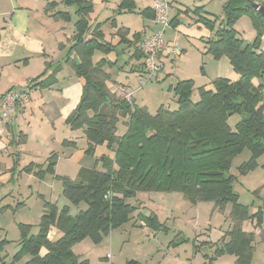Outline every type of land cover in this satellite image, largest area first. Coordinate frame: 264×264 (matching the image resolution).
Wrapping results in <instances>:
<instances>
[{
  "label": "trees",
  "instance_id": "obj_1",
  "mask_svg": "<svg viewBox=\"0 0 264 264\" xmlns=\"http://www.w3.org/2000/svg\"><path fill=\"white\" fill-rule=\"evenodd\" d=\"M65 3L74 4L78 15L71 49L79 61L72 60L70 65L82 80L79 102L65 122L70 129L82 131L87 141L86 154H94L101 146L106 150L95 157L92 167H82L76 179L61 178L62 196L77 206L79 212L71 216L68 207L58 209L55 203L45 201L46 212L35 234L30 232L32 225H18L20 249L9 263H5L1 254L8 241L0 240V264H18L25 255L29 256L26 264H89L87 259H79L72 246L83 239L98 243L110 230L129 221L135 207L126 199L141 191L179 192L194 204L211 202L222 213L230 204L227 217L232 225L223 233L215 253L233 255L234 264H250L254 234L241 226L251 216L247 206L238 201L235 176L227 173L232 158L244 149L250 152L249 164L264 155V92L262 83H254L264 76V50L257 43L258 38L245 43L234 28L242 14H250L256 24L264 25V16L253 6L254 0H226L224 20L217 29L213 28L215 20L199 15L201 8L185 10L187 14H197V22L214 31V36L205 40V53L214 59L227 57L239 77L234 81L217 77L211 86H199L197 101L191 99L193 81L178 80L172 87L177 108L171 110L161 105L154 114L109 89L110 74L104 67L114 66L115 61L102 58L93 62L95 50L106 54L116 51V45L103 39L99 24L90 29L86 16L92 0H65ZM130 4L129 0H123L120 6ZM147 11L146 8L141 12ZM54 16L69 19L68 13L57 12ZM140 39V33H134L133 39L128 40L129 46L134 47L131 56L138 60L142 57L137 48ZM124 40L127 41L122 36L121 41ZM29 85L32 88L37 84ZM38 85L47 84L41 80ZM234 114L239 118L230 124L229 118ZM120 117L126 127L122 134L117 133ZM62 143L75 146L74 141ZM55 156L51 153L46 165L30 162L22 170L42 179L54 172ZM9 207L10 204L2 205L0 211ZM252 215L260 226L261 209ZM141 218L151 227L160 226L153 215ZM51 228L61 235L50 239ZM42 248L46 249L44 255H40ZM135 263L129 260L124 264Z\"/></svg>",
  "mask_w": 264,
  "mask_h": 264
},
{
  "label": "rangeland",
  "instance_id": "obj_2",
  "mask_svg": "<svg viewBox=\"0 0 264 264\" xmlns=\"http://www.w3.org/2000/svg\"><path fill=\"white\" fill-rule=\"evenodd\" d=\"M225 1H209L212 9L215 10L214 15H211L212 19L215 20L214 29L222 26L224 20L223 3ZM122 2L123 0H92V8L86 18L92 25L99 24L101 26L100 30L104 33L103 39L116 45L115 48L118 53L119 51L122 52L123 49L130 48L132 55L133 48L129 46L128 40L133 39V35L136 33L134 30L143 29V27L147 31L151 30L152 32L155 30V25L149 20L148 14L143 15V13L138 12L145 5L150 4L151 0H129L131 2L129 6H120ZM254 3L259 4V0H254ZM66 4L64 0L63 5ZM70 11H72L74 20L77 19L78 15L74 12V7ZM189 11L191 10L189 9ZM116 21L122 22L126 26L122 27V24H119V26L117 24L113 25V22ZM144 23L148 24L149 27L143 26ZM234 28L238 33L237 35L245 43H253L258 38L259 41L257 43L264 50V25L261 23L256 24L252 15H240L234 24ZM122 36L127 41H121ZM163 36L168 39L170 44L178 45L181 50L175 57L164 59L163 71L158 74L157 78L153 77L151 80H145L143 74L139 75L138 72L131 71L132 65H139L140 61L133 56H128L130 53L127 55V51H123L124 55L121 56L116 55L115 51L106 54L103 52L106 60L113 61L118 59L117 63L119 65L117 68L112 66V68L115 67V70L112 73V77L108 80L109 89L118 95V85L129 86L133 93L130 100L137 106L146 107L151 114L156 113L161 105L171 110L177 108L175 95L172 90V86L176 81L191 79L194 85L191 99L192 101H197L199 98L197 88L199 86H211V82L215 78L225 77L218 75L216 60L210 53H205L204 44L200 39L185 36L176 29L172 30L171 27L164 31ZM100 53L102 52L95 50L92 58L94 57L93 59L95 60L101 58ZM65 70L71 71L66 66L64 67ZM141 78L143 80L142 83L139 81ZM258 80L262 83L264 92V76ZM32 90L31 88L29 93L32 99H35L37 95L40 96L39 91ZM32 101L30 99L31 108L33 107ZM28 109L29 106L27 107ZM35 109L39 110L37 106ZM43 112L48 117L49 113L46 110ZM50 113H54V111L51 109ZM32 116L37 117V111ZM38 116L40 118L44 117L40 113H38ZM60 116L61 114L54 113L50 117L55 118L54 124L52 126L43 125L38 134L36 132L40 126H35V131L32 129L33 133L29 131V127L34 126L35 123L33 122L32 125L26 126V131L29 132V138L26 143L8 146L9 152L14 155H11V158L8 152L5 157L9 160L10 165L15 161L16 163L19 161V168H23L22 166H26L29 162L46 165L51 153H55L57 159L54 165V172L45 174L42 178L44 180L37 179L34 174V176L31 174L32 178L29 177L22 169L21 174H17L19 176L14 180L10 177L9 189L3 190V192H8L9 196L5 197V199L3 198L4 200L2 199L3 192L0 185V206L11 205L5 211H0V240L6 239L8 241L1 253L5 263L11 262L12 257L20 249V245H17L20 238L18 225L21 223L30 224L32 225V231L30 230V232H37L40 218L46 212L44 202L55 203L59 196H62L61 178L76 179L82 167H92L95 157L106 150L104 146H101L96 148L94 154H86L84 150L87 147V141L82 136V131L74 130L73 136L81 137H73L69 126ZM26 117L28 118V116ZM238 118L237 114L232 115L229 118V123L234 124ZM124 126L123 118H118L117 133L121 134ZM6 128H9V125ZM4 129L5 126H3V133L5 132ZM8 130L11 133V129L9 128ZM38 136L46 137L39 139ZM74 138L75 146H66L61 143L63 140H74ZM17 152L20 154L19 158L16 157ZM250 157L248 149L236 154L231 160L227 174L235 176L234 188L238 193V201L247 206L248 213L251 216L242 221V227L244 231L256 234L254 235L256 252L252 264H264L263 239L258 233H254L255 227H259L264 231V155L255 159V162L251 164H249L251 161ZM1 161L2 159H0ZM97 167H100V165L97 164ZM172 193L178 199L174 205L173 217L165 219V217H162V213H158L159 220L164 223L166 228L153 230L148 227L150 234L149 243L136 245L132 240L129 242L126 240L127 237H130L129 233H127L131 227L132 221L130 220L119 229H115L100 244L88 242L92 248L89 249L85 258H88L91 264H124L131 259L136 260L137 264H203L204 260L207 262L214 255V250L217 246L215 241L224 232L219 229V225H223L222 229L230 225V221L227 219L230 204L226 205L227 210L225 213L215 207L216 210L211 214L208 206L212 205L211 202L193 204L185 199L182 194L178 192ZM41 194H44L45 197ZM158 195H163V198L167 199L171 192H138L133 201L136 200L134 204L139 208L141 203L137 202V200L142 201L145 199L144 197L151 198ZM80 204L83 206L82 208L86 207L85 203L82 202ZM259 208L263 213V221L260 226L256 224L255 219H252V214L257 213ZM147 247L149 249L153 248L152 254L148 253ZM106 254H110L111 257L99 259V256L104 255L105 257ZM230 257L233 260L235 259L233 255L225 254L219 258V264H231L229 262ZM28 259V255L22 256L17 263L26 264Z\"/></svg>",
  "mask_w": 264,
  "mask_h": 264
},
{
  "label": "crops",
  "instance_id": "obj_3",
  "mask_svg": "<svg viewBox=\"0 0 264 264\" xmlns=\"http://www.w3.org/2000/svg\"><path fill=\"white\" fill-rule=\"evenodd\" d=\"M169 1H170L169 18L171 21L169 27H171L172 30L176 29L178 32L183 33L185 36L200 39L204 44V48H205L206 46L205 40L214 36V31L209 30L201 22H197L196 19L199 17L197 14L195 13L187 14L185 13V10H189V9L192 10L199 7L202 9L199 15L211 19L212 18L211 15H214L215 10H213L211 5L209 4L210 0H169ZM63 2L64 0H0V95L7 91H15L17 89H20L24 87L28 81H31V85L37 84L34 87H32L33 89L32 91L35 90L40 92V96L37 95L35 99H32L30 97V99L33 100L32 108L30 102L29 103L30 105H28L29 106L28 110L26 109V111L24 112L17 111L14 114V116L11 118L9 128L11 129L12 137H11V133H9L8 130L9 128L6 127L4 129L5 132L4 133L2 132L0 135V159H2V161L0 162V175H3L0 177V185L2 188V192L3 190L9 189L8 188V186H10L9 178L12 177L14 180L22 172L21 171L22 168H19L20 167L19 161L17 163L15 161L12 163V165H10L9 160L5 157L6 154L9 152L8 146H12V145L17 146V145L25 144L29 138L28 136L29 132L26 131V126L32 125L33 122L35 123V125L30 126L29 131L33 133V130L35 131V126L36 127L40 126L36 132V134H38L43 125L52 126L54 124L55 118H50L54 115V113L61 114L60 117L65 121L66 117L76 107L81 96L82 80L75 73L73 67L70 65V62L72 60L76 62L79 61V58L75 50L71 49V46L74 42L73 41V35L75 30L74 24L77 21L78 17L77 19L74 20L72 11L70 10L74 7V12H75L76 6L74 4L63 5ZM151 6H152V1L150 4L145 5V7L140 9L138 12L142 14L141 11L147 8L148 11L145 14H148L147 16L150 17L149 20L152 23V18L150 16L151 13L150 11H152ZM172 9H173V13L171 14ZM57 12L69 13V19L66 20L63 17L54 16V14ZM89 24L91 25L90 29H92L94 25H92L91 23ZM116 24L117 26H119V24L121 25L122 22H118V21L113 22V25ZM121 26L124 27L126 26V24L125 25L122 24ZM143 26L149 27V25L145 23L143 24ZM127 27L128 29H130L129 26ZM134 32L140 33V37L142 38L144 36L149 35L151 33V30L147 31L143 27V29L134 30ZM165 40L166 42L169 43L168 39ZM132 48L134 50L133 46ZM123 51L124 52L127 51V55L130 53L128 56H131L130 48L123 49L122 52ZM122 52L119 51L118 53V51H115L116 55L118 54L119 56L124 55V52L123 53ZM100 54H101L100 56L101 58L95 60L93 59L94 58L93 57L92 58L93 62H97L102 58H106V56H104L103 53ZM168 58H172V57H163L161 59L163 65H165L164 59H168ZM67 59L68 61H66ZM117 60L118 59L113 60L115 61L114 66H116V68L119 66ZM214 60H216V63L215 62L214 63L216 64L218 75L225 76L233 81L238 79L239 75L233 70L227 57L223 56L219 59H214ZM139 61H140L139 65L133 64L130 69L131 71L138 72L139 75L140 74L144 75V68L141 65L142 57L140 58ZM65 66L69 67L71 71L70 70H68L69 72L66 70L64 71ZM112 66L113 65L104 67L105 71L110 74V78L112 77V73L115 70L114 69L115 67L112 68ZM162 71L163 69L160 72ZM158 74L157 76H155V78L158 77ZM41 80H43V83L47 85L44 86L38 85V83ZM254 83L255 85H258L261 82L258 79H255ZM128 88L130 89L129 86ZM36 106L39 108V110L35 109ZM51 109L54 111V113H50ZM45 110L49 113L48 117L44 115L43 111ZM35 111H37V117L32 116ZM38 113H40V115H43L44 117L40 118L38 116ZM26 116H28V118ZM125 129L126 127L124 126L121 134L125 131ZM70 130L72 132L71 135L73 136L74 130L72 129ZM45 137L46 136H38L39 139H44ZM73 137H76V135ZM69 141L75 142V138L74 140H69ZM9 155L11 157V155L14 154L9 152ZM19 155L20 154L17 152L16 157L19 158ZM31 174L33 175V173H29L28 175L29 177L32 178ZM37 179L44 180L40 178ZM13 184H15V182H13ZM141 192H145V191H141ZM151 192H160V191H151ZM41 195L45 197L44 194ZM136 195L134 197L126 199L127 202H129L131 205L135 207V211L133 212L132 218L130 219L132 221L131 227L127 232L129 233L130 237H127L126 240L128 242L132 240L136 245H139L141 243L142 244L149 243L150 234L148 232V227L152 228L153 230H156L158 228L159 229L166 228L164 223H161V221L159 220L160 217L158 213L159 212L162 213L161 215L162 217H165V219L172 218L174 205L178 199L172 192L171 195H168L167 199H164L163 195L152 196L151 198L144 197L145 199L142 201L137 200V202L141 203V207L138 208V206L134 204L136 200L133 201V198H136ZM8 196L9 193L4 191L2 194V199L3 198L5 199V197ZM55 205L58 209H61L64 206L68 207L69 214L71 216H75L79 212V208L69 203L63 196H59L57 202H55ZM208 206L210 209V213L211 214L214 213L216 208L213 206V204L211 206L210 205ZM141 215L155 216L157 221L160 223L159 224L160 226L151 227L147 225L146 222L142 220ZM227 219L229 218L227 217ZM229 221H230V225L227 228L222 229L223 225H219V229L223 230L224 232L227 231L232 225L230 219ZM123 224L117 228L110 230L109 233L98 243H94L89 239H83L75 243L72 246L73 252L78 255L79 259L88 260V258H85L86 257L85 255H87L89 249L92 248L90 243L88 242H91L93 244H100L115 229H119L120 227H122ZM255 228L256 229L254 233H258L261 237H264V231L259 227H255ZM60 235L61 232L56 228H51L48 233V237L50 239H56ZM222 235L220 236L219 239H217V241H215L217 245L216 248L221 242L220 239ZM17 245H19V243ZM146 249L148 253L151 254L153 253V248L149 249L147 247ZM215 250H214V255L207 262L206 260H204L203 264L206 263L219 264V258L227 254V253H222L217 255L215 253ZM255 252H256V248L254 247L250 264H252ZM45 253H46V249L42 248L40 250V255H44ZM110 257H111L110 254H106L105 257L104 255L99 256V259H105V258L108 259ZM234 261L235 259L233 260L230 257L229 262L231 264H234ZM88 263L91 264L89 260ZM137 263L138 262L136 261L135 264Z\"/></svg>",
  "mask_w": 264,
  "mask_h": 264
},
{
  "label": "built area",
  "instance_id": "obj_4",
  "mask_svg": "<svg viewBox=\"0 0 264 264\" xmlns=\"http://www.w3.org/2000/svg\"><path fill=\"white\" fill-rule=\"evenodd\" d=\"M151 10L153 12L152 23L155 30L144 36L138 42V50L142 53V66L144 68L145 80H151L163 67V57H175L180 52L178 45L166 42L163 33L170 26L169 0H151ZM259 2V4H262ZM264 4V3H263ZM144 78V77H142ZM140 79L142 83L143 80ZM15 91H7L0 95V135L3 126L10 124L11 118L17 111H26L30 103V84ZM117 94L127 101H131L132 91L127 86L121 84L117 86Z\"/></svg>",
  "mask_w": 264,
  "mask_h": 264
},
{
  "label": "water",
  "instance_id": "obj_5",
  "mask_svg": "<svg viewBox=\"0 0 264 264\" xmlns=\"http://www.w3.org/2000/svg\"><path fill=\"white\" fill-rule=\"evenodd\" d=\"M253 6L262 16H264V4L253 3Z\"/></svg>",
  "mask_w": 264,
  "mask_h": 264
}]
</instances>
